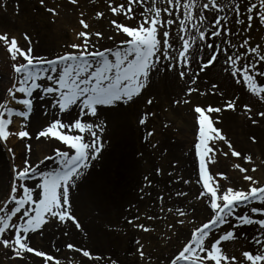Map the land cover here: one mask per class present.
<instances>
[{"label":"snow or ice","instance_id":"snow-or-ice-1","mask_svg":"<svg viewBox=\"0 0 264 264\" xmlns=\"http://www.w3.org/2000/svg\"><path fill=\"white\" fill-rule=\"evenodd\" d=\"M69 2L75 6L78 0ZM38 5L49 14L50 23L57 22L59 4L49 7L46 0H38ZM15 8L19 12V3ZM106 10L113 17L109 19L111 34L91 29L85 12L79 11V27L71 29V41L51 55L36 54L35 41L27 31L20 34L23 45L15 35L0 32V47L11 68V83L0 95V147L9 156V181L0 196V247L24 264L29 254L41 258L42 264H62L51 252L33 247L31 234H43L44 227L55 222L82 228L73 213V195L90 166L107 151L101 134L106 128L118 129L126 109L138 101L145 106L138 114L139 125H144L154 115L146 110L153 104L147 93L154 78L171 73L186 82L184 98L172 104L192 105L194 131L192 176L175 178L183 185L199 186L192 199L202 203L207 214L197 221L191 204L183 210L169 208L174 223L167 225L168 236L159 235L167 241L185 225L188 235L162 261L146 255L139 238L136 254L148 264H264V181L249 174L257 168L253 155L234 147L217 126L224 111L238 108L251 126L264 123V37L256 43L251 36L254 25L264 30V0H107ZM103 15L94 12L96 18ZM120 17L132 23H122ZM102 40L111 42L110 46H101ZM218 64L226 83L212 82L204 91L191 86L199 74L207 75ZM234 85L246 89L248 102L240 103L238 93L227 91ZM194 93H213L223 102L216 106L193 103ZM37 112L45 122L33 131L31 116ZM12 137L22 143L28 138L56 143L50 155L36 161L31 160L30 144L24 143L18 164L8 146ZM248 139L257 141L255 134ZM219 156L233 160L230 168L239 174L238 181H231L226 171L212 170ZM53 160L54 167L45 164ZM155 171L161 173L160 168ZM145 180L152 184L148 177ZM173 195L186 197L188 193ZM157 199H163V193ZM127 223L140 232L155 230L140 223L139 217H129ZM241 226L255 229L251 242L257 247L236 255L226 249L241 238L247 243ZM63 247L80 253L89 264L102 259L72 242ZM66 264L81 261L67 260ZM104 264L120 261L108 258Z\"/></svg>","mask_w":264,"mask_h":264},{"label":"bare ground","instance_id":"bare-ground-1","mask_svg":"<svg viewBox=\"0 0 264 264\" xmlns=\"http://www.w3.org/2000/svg\"><path fill=\"white\" fill-rule=\"evenodd\" d=\"M53 1L54 0H49L48 2ZM55 2H63V0H55ZM81 2L89 8L93 7L90 0H81ZM24 3L27 4L28 2L24 0L23 4ZM99 3L101 6L100 9H102L101 12H103L104 15L100 18L93 16L92 25H95L96 28L105 33L108 28L106 0H101ZM38 23L40 27L35 38H39V41H37V47L35 46L34 49L36 54L45 55L51 52L53 48L59 44L57 41L63 39L64 36L60 34V30H58L59 32L52 31L51 27L47 22H44V20L41 22L38 20ZM258 30H260L259 27L254 25L251 31L257 32ZM103 41L107 40H102L100 43L102 44ZM232 42L236 43L237 41L234 39ZM42 46L45 47L43 48L45 51L38 53V49L40 48V50H42ZM220 60L222 63L223 54L220 55ZM193 68H195V65H193ZM209 81L219 82L220 84L226 83V74L223 72L220 64H218L216 68H210L207 75L204 73L199 74L193 87L202 89V87L208 86ZM186 86L185 81L177 79L173 74L169 73L165 75L161 73L160 76H157L152 87L148 90L147 95L153 97V104L148 106L146 110L152 107L158 108L160 103L171 108L174 107L178 109L179 112L181 110L183 115V117L181 115L184 123L183 126L188 127L190 120L191 122L193 120L191 111L192 105L172 104L173 100L182 99L184 97L183 90ZM236 89H238V86L234 85L228 87L227 91L235 94V91H237ZM238 94L240 103L247 100L249 101V95L246 89H243L241 92L239 91ZM194 96L195 93L191 96L192 102L194 101ZM199 98L206 101L204 104H212L213 106L223 102L220 96L213 93L199 95ZM144 110L145 106L142 101H138L136 105L126 109L123 122L118 129L106 128V133L101 134L107 151L90 166L88 173H86L85 177L82 179L79 191H74L73 195V213L81 222L82 228L77 230L70 224L65 226L59 224V222L52 223L48 228L43 229V234L39 237L40 242H35L38 245L34 246L31 244L33 247L51 252L52 255L60 258L62 264H66L67 260L73 259L80 260L81 264H89V261L80 253L65 249L63 245L66 242L75 243L80 247H86L90 251L98 253L102 259L100 261L93 259L91 264H104V261L108 258H118L120 264H134L135 259L134 253L131 252L130 238L129 235H126L128 225H126L124 221L128 220V217H131L130 215H132L136 208H142L144 211L153 212V200L150 199L151 196L149 193L142 192L138 193V195L133 192L131 193L130 189L134 188L137 190L136 186L139 185L134 182H138L140 175L143 176V170L137 161L133 160L132 162L131 172H133V176H127L126 169V172H124L123 169L115 167L111 169L112 167L109 168V166L113 165V162L123 155L122 151L125 149V146H128L132 141H134V144L136 143L139 150H137V155L143 153L142 143L139 139L145 124L139 125L138 114L142 113ZM238 115H241L239 108L236 112H232L231 110L224 111L220 122L222 128H224L235 144L241 145L240 148L243 147L245 151L248 152L257 150L263 155V148L259 146L258 142H260L261 145L264 143V123L251 126L244 118H240ZM31 121V127H33L44 122V118L37 112L35 115L31 116ZM244 132L245 135H243ZM253 134L256 135L257 141L251 144L248 137ZM45 140L44 138V141ZM245 140H248L249 143L246 144ZM46 142L47 144L44 143V148L48 149L50 151L49 154H51L56 142H48L47 140ZM247 145H249V147H246ZM30 146H32V144H30ZM190 149L185 151L183 158V172L186 179L191 178L193 171V164L190 160V152L192 150ZM122 160L123 159L119 161L122 162ZM1 162L0 155V192L2 189L3 191L5 189L4 185L6 180L4 176L5 171ZM52 162L55 163V160ZM45 164L50 167L51 163L45 161ZM101 167H103V170L99 172ZM119 182L121 184L124 183L125 186L131 184L132 188L131 186L128 189H125L123 186L121 188ZM184 187L185 189L187 188L188 192L191 194H193L196 189L194 183L185 185ZM138 190H140V188ZM174 206H177V203H175ZM192 206L195 208L194 215L204 216L207 214L202 203H196ZM153 219H155V217H153ZM150 221L154 224L153 220L150 219ZM245 227L246 226L242 227V230H245L247 243L244 238H241L239 240L241 242L240 244L245 246L247 250L255 251L257 246L251 242V236L255 233V229L252 226ZM65 232H67V235L64 234ZM32 241L31 239L30 243ZM240 244L238 243V246H240ZM56 249H60V251L57 252ZM15 264H24V262L16 259ZM27 264H42V260L39 257L29 254Z\"/></svg>","mask_w":264,"mask_h":264},{"label":"rangeland","instance_id":"rangeland-1","mask_svg":"<svg viewBox=\"0 0 264 264\" xmlns=\"http://www.w3.org/2000/svg\"><path fill=\"white\" fill-rule=\"evenodd\" d=\"M24 0H0V32L7 31L10 35H15L18 39V41L21 43V45L24 44V41L21 37V33L24 31H27L35 41L34 47L37 44V41H39V38H35V36L38 34L40 24L38 23V20L40 22L44 20V22H47V24L51 27L52 31L59 32L60 34H63V39L58 40L59 43L53 50L45 55H51L57 52H60L61 45L65 42H69L72 39V31L71 29L79 27L78 25V19L77 15L79 11L85 12V19L87 22H89L90 28L93 30H99L96 28L95 25H92V20L94 19V12L95 11H101V6L99 5L101 0H90V3L92 4V8H89L88 6H85L81 0H78L77 5L73 6L70 4L69 0H63V2H48L49 0H46L49 7L55 6L56 4L60 5V15L58 17V20L56 23H50L49 21V14L46 13L39 5L38 0H25L28 3L23 4ZM19 3V12L16 11V4ZM106 8H107V0H106ZM113 18L112 14L108 11V28L105 32V34H111V31L109 29V19ZM119 21L122 23H132V21L124 20L123 17L119 18ZM257 32H252V40L256 43H260V37H264V30L259 28ZM111 42L109 41H103L101 46H110ZM37 47V46H36ZM42 46V50L40 48L38 49L39 52L45 51ZM47 49V48H46ZM57 49V50H56ZM35 51V49H34ZM42 55V54H41ZM43 56V55H42ZM224 59V56H223ZM10 60L3 49V47H0V95H2L5 91V89L10 85L11 79H10ZM160 76V74H159ZM157 79V77L154 78V80ZM178 79V78H177ZM213 82V81H212ZM211 81L208 82V86L202 87L199 90L204 91L207 88L211 86ZM194 85V84H193ZM191 85V86H193ZM237 91H235V94L239 91H243L239 85ZM234 94V93H233ZM184 98V97H183ZM208 99V98H206ZM244 102H248L244 101ZM242 102V103H244ZM193 103H206L205 100H201L199 98V94H195ZM259 105H257V108L259 109ZM175 109V110H173ZM147 111H151L154 113L153 116L149 117L146 122L143 129V132L141 134V137L139 141L141 140L143 153L141 155H137V152L139 151L136 143L134 144V141H132L128 146H125V149L122 151V156L117 158L113 165H110L112 167L111 169L119 168L123 169L124 172L127 170V176H133V172H131L132 168V162L133 160L137 161V163L140 164L141 169L143 170V176H139L138 182H134L139 184L136 186L137 190L132 188V185L125 186L124 183L121 184L125 187V189H128L130 186L132 189L131 193L138 195V193H149L151 198L153 200V206L154 211H144L142 208H136L135 211H133L131 217H139V222L146 225H151L155 230L151 232H140L138 229L133 228L130 224L127 223L128 220H125L124 223L128 225L127 236L129 235L130 240V247L131 252L134 253V264H148L147 261H141L139 256L136 254V240L139 238L140 242L145 245L144 251L146 255L150 254L154 257H156L158 260H164L165 256L171 254L176 247L179 246L180 242L183 240V237L185 238L188 235L189 226H181L177 229V233L175 236H172L169 240L165 241L162 239V237L159 235L160 232H164L165 236L169 235L170 230L167 228V225L170 223H174L173 217L174 212L170 214L167 210L169 208L175 209V208H181L183 210L184 206L196 203L195 200L192 199L193 195H195L197 188L199 187L196 185L195 192L193 194L188 192V189H185V185L181 183V181L176 180L175 176L179 175L183 179H186V176L183 172V158L185 151L187 149L192 150L190 152V160L193 164L194 161V131H193V120L188 127L183 126V115L180 110L176 108H171L168 106L163 105L160 103L159 107H152L149 108ZM182 115V117H181ZM238 117L243 118L242 115H238ZM45 122V121H44ZM42 122L40 125L33 126L31 129L33 131L38 130L41 125H43ZM218 127L222 129L223 132L226 133L224 128H222V125L219 123L217 124ZM152 132V135H149V132ZM227 134V133H226ZM245 135V132L243 133ZM227 138L232 141L231 137L228 136ZM244 139V137H243ZM246 144L249 143L248 140H245ZM24 143L32 144L31 146V160L36 161L37 159H41L45 155H50V151L48 149H45V144H47L46 140L44 141V138H41L39 140H36L35 138H28ZM24 143L17 140L15 137H12L8 141V146L13 149V151L16 153V163L20 164L21 160L24 155ZM234 147L237 149H243L241 145H237L232 141ZM252 144V142H250ZM259 146L263 148V155H261V152L257 150H251L249 151L254 159L253 163L257 165L255 172H250L249 174L253 175L257 179L264 181V164L261 163V161H264V143L261 145L260 142ZM249 144V145H251ZM247 145L246 147H249ZM138 150V151H137ZM226 150V149H225ZM125 155H124V153ZM0 155H1V163L3 165L4 171H5V185L4 188H6L8 181H9V156L4 151L2 147H0ZM122 160L120 162L119 160ZM173 161L176 163L173 164ZM48 162V161H47ZM233 160H230L227 157L219 156L217 163L211 165V168L213 171H219L223 170L226 171L230 177V180L233 182H236L239 180V174L230 168L231 163ZM55 163L51 162L50 167H54ZM249 166L250 165H246ZM104 167V165H103ZM103 167L99 170L101 172L103 170ZM108 167V166H106ZM160 168L161 173L157 174L155 169ZM126 169V170H125ZM111 171V170H110ZM172 173H175L173 175ZM145 177H148L152 180V184H148L145 180ZM128 178V177H127ZM132 179V178H131ZM171 179V182L169 180ZM126 182V181H125ZM116 187V186H115ZM140 188V190H138ZM5 190V189H4ZM148 191V192H147ZM175 192H186L188 195L186 197H177L173 195ZM4 193L3 189L0 192V196H2ZM163 193V199H157V197L160 196V194ZM169 197H171L169 199ZM174 202V203H173ZM177 203V206H174V204ZM181 204V206H180ZM161 209H164L161 211ZM143 214V215H141ZM206 214L204 216L195 215V218L197 221H203ZM148 217H151L154 221V224ZM155 217V219H153ZM129 219V217H128ZM191 219V217H189ZM58 223V222H55ZM50 224L45 226L44 228H48ZM244 226H241V228ZM248 227V226H246ZM245 227V228H246ZM40 233L31 234V239L33 240L31 242L32 245L37 246L35 242H40ZM184 235V236H183ZM255 235V233L253 234ZM225 242H222L224 244ZM240 244L241 242L238 241ZM238 243L236 244H227V249L232 254L238 255L239 252L243 250H247L245 246L240 244L238 246ZM16 258L12 257L10 251L8 249H4L0 247V264H15ZM155 264V262H153Z\"/></svg>","mask_w":264,"mask_h":264}]
</instances>
